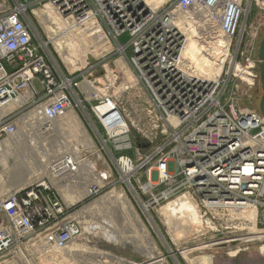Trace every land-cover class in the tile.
Masks as SVG:
<instances>
[{
  "label": "built area",
  "instance_id": "built-area-1",
  "mask_svg": "<svg viewBox=\"0 0 264 264\" xmlns=\"http://www.w3.org/2000/svg\"><path fill=\"white\" fill-rule=\"evenodd\" d=\"M47 5L66 30L99 27L135 81L108 63L99 78L91 63L64 72L29 16L37 19L34 11ZM255 9L264 18V0H169L157 9L148 0L1 6L0 145L57 150L66 141L68 148L52 155L48 176L0 196V264H138L110 251L88 261L69 250L84 238H115L95 206L104 197L134 201L150 225L152 214L163 219V206L181 197L196 209L199 224L178 243L168 228L170 242L145 237L153 259L142 264H201L200 255L215 249L264 256V117L237 102L259 77L255 47L244 49ZM192 31L202 68L183 57ZM216 42L229 43L221 74L210 79L208 61L223 54ZM68 112L85 134H71L75 124L63 128ZM34 238L38 245L25 247Z\"/></svg>",
  "mask_w": 264,
  "mask_h": 264
},
{
  "label": "rangeland",
  "instance_id": "rangeland-1",
  "mask_svg": "<svg viewBox=\"0 0 264 264\" xmlns=\"http://www.w3.org/2000/svg\"><path fill=\"white\" fill-rule=\"evenodd\" d=\"M17 0H0V7L4 4L6 6L13 5ZM27 4H30L32 0H20ZM34 8V6H33ZM35 14V12H34ZM36 15V14H35ZM30 19L35 24L38 32L40 33L43 40L48 44V49L55 58L56 63L59 67L66 71L73 72V67L76 66L78 68H83L88 63L98 65V69L95 72L94 76L96 78L101 76L104 73V68L102 65L108 63L110 69H116L120 71L122 68V64L119 61V57L114 53V51H103L100 48H95V46L88 40L84 35H79V38H70L68 34L62 33L66 31V29H62V34L59 36V41L61 42V46L57 44V40H55L56 36L52 33V26L50 25V21L45 19L43 16H37V19L29 14ZM62 20H59V26L61 27ZM249 22V21H248ZM63 23V22H62ZM64 25V24H63ZM249 27L247 29V36L245 39L244 49H249V47L254 46L257 52V48L259 43L264 40V18L258 13L255 9L253 12ZM241 27H244V21L241 24ZM62 28V27H61ZM103 37L106 36L103 33ZM107 38V37H106ZM119 42L121 44L126 45L130 42V37L128 34H123L119 38ZM84 44H88L90 49H87V46ZM59 48H62L63 52H59ZM70 49L72 51H70ZM59 50V51H58ZM71 54V56H70ZM97 54V55H95ZM126 55L128 59H130L133 55V48L129 47L126 51ZM74 60L75 65H70L65 59L72 58ZM124 73L123 71H120ZM125 74V73H124ZM258 81L256 86L252 90H248L245 87H242L240 92L237 94V102L243 108H250L256 111H259L260 100L262 98V90H261V76H260V68L258 67ZM124 79L130 80L132 78L131 74L127 73L124 76ZM123 79V77H122ZM37 88L41 90L39 85L37 84ZM142 89V88H141ZM144 93V90H141ZM132 107L136 106V103L130 104ZM260 112V111H259ZM63 128L67 127V121L63 120L61 123ZM69 129V132L71 133ZM72 134V133H71ZM66 135V134H64ZM25 155H28L32 152V150H26ZM35 153V152H34ZM129 155L133 154V152H129ZM42 157L45 161H47V157L44 154H36ZM24 165H18L16 167L17 170L20 169L22 171V175L26 177L32 176L34 173L41 172L45 168V163H42L40 159H38V165H33L28 160V157L24 158ZM17 163V159H10V166L14 167ZM3 170L2 167H0ZM5 181L3 182V186L0 187V190H4L3 188H7L10 192L12 190H17L20 187L14 186L12 184V174L5 172ZM118 200V199H117ZM129 205H123L122 201H115V199L108 200V198L104 197L95 203V206H98V215H100L103 219L109 220L110 223L114 226V239L111 238L109 241L107 238L100 236L99 238H84L78 240L70 246V251H79L84 257L89 258L93 257L94 254H99L101 252H111L112 255H116L120 258L126 259L128 261H133L138 264H142L149 260V252L151 248L149 247V241L145 239V237H149L150 233L154 237V240H158L159 237H162L169 241V237L167 234L166 224L164 225V219L158 217L156 214H152L153 217V225H150L144 218L141 210L137 206V204L133 201L132 205L126 202ZM129 206L130 208H128ZM137 214L143 220L142 222L136 221ZM148 228V229H147ZM169 232V229H168ZM158 234V236H157ZM170 234V233H169ZM143 235H145L143 237ZM209 239V238H208ZM170 242V241H169ZM37 246V244L32 241H29L25 244V247ZM148 246V247H147ZM148 248V251H145V248ZM152 253V252H151ZM206 255H210L214 258V264H264V256H262L258 251H252L251 253H241L237 257H232V255H227L223 249H215L212 251L203 252L200 256V263L203 264L204 258ZM207 264V263H206ZM212 264V263H208Z\"/></svg>",
  "mask_w": 264,
  "mask_h": 264
},
{
  "label": "bare ground",
  "instance_id": "bare-ground-1",
  "mask_svg": "<svg viewBox=\"0 0 264 264\" xmlns=\"http://www.w3.org/2000/svg\"><path fill=\"white\" fill-rule=\"evenodd\" d=\"M168 1L169 0H148L149 4L155 9L160 8L161 6H164ZM34 12L36 15L43 16L45 19L50 21V25L52 26L51 31L54 34V36H56L55 40H57V44H59L60 46H61V42L58 40L60 37L59 35L62 33H66L69 35L70 38H74V39L79 38V35L83 34L84 37H87L88 40L95 46V48H100L103 51H109L112 48L111 43L108 40V38L103 37L102 30L97 26L92 27V24L90 25L87 24L86 27L83 29H72V30L67 29L66 31L62 32V29H64L63 28L64 26L62 23L63 21L61 22V27H62L61 28L59 26V20H62V19H60V17L57 15V12L55 11L53 6L47 5L45 8H42L40 10H35ZM228 43L229 42H216V46H215L216 52L218 54L222 52L223 54L219 56H215L214 61H211V62L208 61L207 66H209V69L207 70L210 71V75H209L210 79L214 78L216 75L221 74L223 64L225 63L224 56L226 55V52L222 51L221 49L224 46L228 45ZM84 45L87 46L88 50L90 49V47H88V44H84ZM59 50H58L59 52H63L62 48H59ZM199 50H200V46L197 42L195 32L194 31H192L191 33L187 32V42H186L185 50L183 52V57L185 59H189L192 62L199 64V66L202 68V65L200 64L199 58H198ZM70 51L72 50L70 49ZM65 60L70 65H75L73 57L69 59L66 58ZM119 61L122 64V68L120 69V71L124 70L125 74L127 73L131 74L132 78H130L129 81L131 82L135 81L134 76L131 73L129 67L121 60ZM76 69H78V67L74 66L73 70L75 71ZM91 91L97 93L100 91V89L95 87V88H91ZM106 109L107 108H104L103 110H106ZM64 119L67 121V123L76 125L75 129L72 128L73 131L76 129L77 130L79 129V131L84 133V131L82 130V123L74 112H68ZM65 148L66 149L68 148V144L66 141H64L61 144L60 148H58L57 150H53L50 147L46 149H42L41 147L36 148V147H29V146H26L25 148L23 147L21 149H11L10 147L3 148V146L0 145V150H1L0 151V167L3 168V170L0 169V187L3 186V182L6 179L5 172L7 171L8 173L12 174V184L17 187H20V186L22 187L26 183L28 182L30 183L36 180L37 178L48 176L49 170L47 167V163L53 158L52 155L58 154L57 152H59L60 150H61L60 152H62L63 150H65ZM26 150H32V152L28 155H25L26 152H28ZM45 150H48V151H45ZM36 154L46 155V157L48 158L47 161H45L42 157ZM25 156L28 157V160L33 165H38L39 163L38 159H40L42 163H45V168L41 172L34 173L30 177H26L22 175V171H20V169L17 170L16 167L18 165L20 166L24 165ZM11 158L17 159V163L14 165V167L10 166ZM3 189L4 190H0V196H3L9 193L7 188L4 187ZM67 201H72V200L68 199ZM122 204L125 206L129 205L126 202H122ZM127 207L130 208L129 206ZM160 214L163 217L164 222L169 229L170 236L175 243H178L181 238L187 237L189 234H191L193 232V228L199 224V220L197 219V215H196V209L186 197H181L179 199L169 202L168 204H165L162 210L160 211ZM254 229L255 228H252L251 230H254ZM38 239L39 238H36V239L34 238L30 241H32V243L35 242L38 245ZM210 246H214V245H210ZM189 251L190 250H188L187 252ZM151 252L152 250L149 252L150 254L149 257L153 259V252L152 253ZM187 252L185 253L187 254ZM231 255L232 257H235L236 253L233 252L231 253ZM206 256L207 257L204 258L205 262H203V264L212 263V257L210 255H206Z\"/></svg>",
  "mask_w": 264,
  "mask_h": 264
},
{
  "label": "water",
  "instance_id": "water-1",
  "mask_svg": "<svg viewBox=\"0 0 264 264\" xmlns=\"http://www.w3.org/2000/svg\"><path fill=\"white\" fill-rule=\"evenodd\" d=\"M257 59L260 62V76H261V90H262V98L260 100L259 111L261 115L264 117V40H262L257 48ZM146 147V146H144Z\"/></svg>",
  "mask_w": 264,
  "mask_h": 264
}]
</instances>
